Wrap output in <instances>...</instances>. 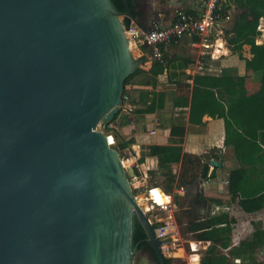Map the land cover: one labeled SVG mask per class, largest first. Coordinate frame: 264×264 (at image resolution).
<instances>
[{
  "label": "water",
  "instance_id": "1",
  "mask_svg": "<svg viewBox=\"0 0 264 264\" xmlns=\"http://www.w3.org/2000/svg\"><path fill=\"white\" fill-rule=\"evenodd\" d=\"M124 17L128 0H0V264H134V218L166 264L134 170L96 130L143 64Z\"/></svg>",
  "mask_w": 264,
  "mask_h": 264
},
{
  "label": "trees",
  "instance_id": "2",
  "mask_svg": "<svg viewBox=\"0 0 264 264\" xmlns=\"http://www.w3.org/2000/svg\"><path fill=\"white\" fill-rule=\"evenodd\" d=\"M128 4L134 17L131 0H128ZM222 10L234 11V15L230 17L231 21L229 20L228 25L223 28L225 30L223 37L230 53L244 61V67L251 71L253 81L261 85L254 96H248L243 87L236 85L241 76L235 69L225 68L221 69L219 74L204 72L190 76L185 71L194 63L193 57L178 55L177 53H180L178 51L174 53V57L169 58L168 52L165 51L163 63L151 60L148 70L138 68L125 80L123 97L126 96L127 86L131 84L136 87L135 90L140 91L141 101L144 102V108L135 109L132 114H154L162 110L165 93L156 91V87L158 77L165 73L168 83L176 86L174 103L178 106L189 105L190 125L202 126L204 116L222 119L224 145L232 148L233 156L239 163V168L230 171L227 178L230 201L236 202L244 213L253 214L264 209V42L261 45L256 44V39L261 34L258 30L261 19L264 24V0H224ZM123 24L128 28L131 19L124 17ZM190 41H197V37ZM177 45H171L169 49L176 48ZM244 46L249 47L250 59L243 57ZM141 50L151 56V52L145 50L143 45ZM142 60H145V57ZM190 80L191 86L184 83ZM123 97L122 102H125ZM121 113L122 109L111 121L102 124L103 131L109 133L114 141L118 136L116 129L124 124L116 126V120ZM134 133L135 131H132V135ZM184 134L185 128L182 124L173 125L170 128L169 143L182 144ZM134 142L133 137L122 140L117 148L120 155L124 150H129ZM145 149L146 153L141 152L138 164H142L145 157H153L157 159L158 167L166 171L170 170V163L176 161L173 154L176 155L179 151L178 148L155 145ZM212 151L201 156L184 153L175 184L176 190L182 189L188 194L195 192L190 206L195 212L203 209L209 215L216 207L223 205L219 201L203 197L196 191V187L202 182L200 173L204 161L213 158ZM133 170L137 175V170L135 168ZM214 170L206 180L216 177ZM172 179L173 176L169 175L171 184ZM234 224L235 220L229 217L227 212H221L190 225L188 230L195 241L211 243L200 264H234L230 258L239 255L246 258L243 264H259L254 261V255L264 250V224L255 223L249 239L231 246L230 234ZM153 226L157 228L156 225ZM132 246L137 251L149 250L144 230L136 218L133 219ZM217 246L222 251H218ZM225 250L226 253L223 252Z\"/></svg>",
  "mask_w": 264,
  "mask_h": 264
},
{
  "label": "crops",
  "instance_id": "3",
  "mask_svg": "<svg viewBox=\"0 0 264 264\" xmlns=\"http://www.w3.org/2000/svg\"><path fill=\"white\" fill-rule=\"evenodd\" d=\"M200 1L201 0H131L133 6V12H134V19L133 20L131 19V21L135 26H137L143 31L148 30L151 27L152 23L154 22H158L160 23L161 26L166 27L173 21V15L176 9L183 10L184 12L191 13L195 16L200 15V9H199ZM227 25L228 22L225 24L223 23L222 28H225ZM191 39L192 38L190 37H185L183 38V41L178 42L179 45H177L178 43L172 44V45H177L175 46L176 48H173V51L177 50V52L178 51L182 52V53L181 52L177 53L178 55L193 56L191 51L190 54L186 53V49L190 48L191 46L192 43V41H190ZM220 41H217L215 49L221 48L223 49L222 50L223 52L225 48L222 42ZM134 44L143 45L145 50L151 52V47H149L146 44H140V43H134ZM166 51L169 54V58L175 56L174 53L176 52H172V48H170L169 50L168 47ZM218 52H221V50L217 51L216 53ZM138 53H139L138 55L140 56L139 60L143 61V63H145L144 65H146V67H142L143 70H148L151 65V58L149 57V54L146 53V51H142L141 49L138 50ZM143 57H145V60H142ZM250 57L251 55L249 54L248 59H250ZM233 60L234 57L231 56L229 52L228 55L222 56L219 60H214L213 63L215 69L213 68L212 73L219 74L221 69L234 68V67L236 68ZM186 74L188 75L189 73L186 72ZM250 74L252 75V73ZM189 75L193 76V74L192 75L189 74ZM161 79L164 80L163 82H165L167 86L171 88H176L174 84L168 83L167 76L165 73L158 77V80L160 82ZM184 83L189 86L192 85L191 80L184 81ZM254 84L256 85L255 87L256 92L254 93L252 92L248 84L237 83L236 85L243 87L248 96H254L257 93V91L261 88L260 84L256 82H254ZM127 89L134 90L136 89V87L130 84L127 86ZM174 90L175 89L172 90L173 94H174ZM156 91H158L157 87H156ZM139 92L140 91L138 90L132 92V94L129 97V101L124 103L122 107V113L119 115V117L116 120V126L118 127L121 123H124L123 125H121V127L119 128L116 127L117 133L123 137L122 140H127L130 137L134 138L135 142L133 145H131V147L135 148V152L138 155V160L140 158L141 150L149 146L155 145V146L178 148L179 149L178 153H176V155L173 154V157L176 159V161L170 163V168H177L178 170L180 169V162L182 155L184 153L201 156L204 154H209L210 151L213 150L211 153L213 158L211 157L209 160H213L219 163L220 167H214V168L211 167L209 171V175L215 169L214 171L216 177L213 179L206 180L209 177L208 175L205 181L200 182L198 184V186L196 187L197 189L196 191L205 198L219 201L224 206L225 205L224 200L229 199L230 201V196L227 190L228 174L230 171L239 168V163L233 156L232 148L224 145V134H225L224 121L222 119H212L208 116H204L202 118V122H203L202 126L190 125L188 123L189 105H185V106L176 105L174 103L175 96L174 95L169 96L171 91L169 92V94L168 93L165 94V104L162 110H158L154 114L134 115L131 113L132 111H134L135 109L144 108V102L141 101L140 98L141 95ZM178 112H183V114L179 117L177 114ZM178 124H182L185 128L183 142L180 145H172L168 141L170 128L173 125H178ZM132 131H135L133 135H132ZM209 160L204 161V163L208 162ZM142 166L145 169L158 167L157 159L153 157H145ZM222 183H224L225 185L223 186ZM180 194L183 198L184 197L188 198L187 199V208L189 210L188 212L191 213L194 218H197L198 220L197 222L209 218L210 215H216L221 213V212L214 213L213 210V212L209 215L207 214L208 212L203 209L199 212L198 211L195 212L194 209L190 206V203L192 202L193 194H195V192H190V194H188L186 193L185 190H182V193L180 192ZM231 203H236V202H231ZM238 208L240 209L239 206ZM241 212L243 211L241 210ZM247 215H251V214H247ZM205 243H210V242H205ZM230 259L232 260V262L234 261L233 258Z\"/></svg>",
  "mask_w": 264,
  "mask_h": 264
},
{
  "label": "rangeland",
  "instance_id": "4",
  "mask_svg": "<svg viewBox=\"0 0 264 264\" xmlns=\"http://www.w3.org/2000/svg\"><path fill=\"white\" fill-rule=\"evenodd\" d=\"M230 13L231 16L234 15L233 10L230 11ZM224 31L225 30L223 29L222 34H219L212 38L214 39L219 38L218 40H221L220 42H222L225 50L222 52L223 49L220 48L218 49V51L221 50V52L218 53H216L214 49L208 51V53L205 52V54L210 55V57L209 56L207 57L208 61L212 65V71L210 73L213 72V68L215 69L213 63L214 60H219L222 56L228 55L229 52V54L234 57L233 61H234V65L236 66V68L234 67L232 69H235L237 71V74L239 73L238 75L241 76V80L238 83L248 84L252 92L253 93L256 92L255 91L256 85L254 84L252 75L250 74L251 72L243 66L244 61L239 60L238 57L236 55L231 54L228 49H227L228 51L226 50L227 47L223 37ZM259 31L261 34L256 39V44L261 45L264 42V26H262V28H260ZM215 33H213L212 35H215ZM128 42L129 44L131 43L134 45V48H130L134 59L139 60L140 56L138 55L139 54L138 50L141 49V45L138 44L135 45L131 40L130 41L128 40ZM200 50L202 49L201 48L195 49L192 46H190V48L186 49V53L190 54V51L192 52L193 54L192 57L195 63L199 58ZM172 52H177V50L173 51L172 49ZM249 54H250L249 47L244 46L243 57L248 59ZM144 64L145 63H143L140 68L146 67V65ZM193 64L186 71L191 75L194 72L192 67ZM159 80L157 84L158 91H162L165 94L166 93L169 94V92L171 91L169 96L170 95L176 96V88H171L167 86V84L163 82L164 80L162 79L161 82ZM173 89H175L174 94L172 92ZM133 91H137V90L127 89L126 96L128 97V101ZM124 103L125 102H122L121 109ZM177 114L180 117L183 114V112H178ZM102 124L103 123L100 122L96 127V130L109 136L110 135L109 133L103 131ZM117 135L118 136L116 137L115 145L113 146V148L119 153L122 162L129 161V164L124 166L125 169L135 168L137 170V175H135V177L130 178L131 188L133 190L134 196L136 197L137 203L144 210V212H146L152 225H156L157 226L156 229L160 230L161 233H164L159 240L161 243L162 252L164 256L168 259L169 264H200L201 259L203 258V256L206 255L208 247L211 244L195 241L192 234L189 233L188 228L190 227V225L197 222L198 220L197 218H194L191 213L188 212L189 211L187 208L188 198L185 197L183 198L181 196L180 192L182 193V189H178V190L175 189V184L177 182V177L180 169L178 170L177 168H170L169 171L160 169L159 167L145 169L142 166V164H138V155L135 152L134 147H131L129 150H124L120 155V151H118L117 148H118V144L121 143L123 137L118 133ZM111 139L114 141L112 137ZM141 152L146 153V149H142ZM169 175L173 176L172 184L169 182ZM201 181L203 182L204 180ZM222 185L224 186L225 184L222 183ZM192 188H194V186ZM169 189H171V191H169ZM149 190L152 191L149 193ZM166 196H168V198ZM169 199H170V203H168L169 201H167ZM224 202H225L224 206L226 207L223 206V207L215 208L214 213H220L225 211L229 214V216H231V218L235 220V224L233 225V231L230 234V242L232 246L237 245L240 241L249 239L253 232V225L255 223L264 224V210L260 211L259 213L247 215L241 212L237 204L231 203L229 199L224 200ZM166 203H168L166 207L162 206L163 204ZM217 250L222 251L220 250L219 246H217ZM223 252L226 253V251ZM149 255L151 256L153 262L157 264L151 253H148L147 251L144 250L136 252L134 258V264L137 263L140 264L145 261L148 262ZM233 259H234L233 261L234 264H243L244 259L246 261V258H244L243 255L236 256ZM254 261L259 264H264V250H261L254 255Z\"/></svg>",
  "mask_w": 264,
  "mask_h": 264
},
{
  "label": "built area",
  "instance_id": "5",
  "mask_svg": "<svg viewBox=\"0 0 264 264\" xmlns=\"http://www.w3.org/2000/svg\"><path fill=\"white\" fill-rule=\"evenodd\" d=\"M224 0H201L200 15L195 16L183 10L176 9L173 15V21L168 26H161L160 23L154 22L148 30H141L135 26L132 21L128 28L124 26V33L127 40L133 43L146 44L151 47V60L160 63L164 62V52L172 44H177L185 37H197V41L191 43L193 48H201L198 60L193 64V75L204 72L210 73L212 65L205 54L215 49L217 38H212L223 33L222 24L230 20V11L222 10V2ZM259 30V29H258ZM216 32V33H215ZM215 33V35H212ZM212 38V39H211ZM217 39V40H216ZM211 54V52H210ZM123 100L128 101V97L124 96ZM107 139L112 136L105 135ZM113 138V137H112ZM108 145L114 146L115 141ZM152 190H149V193ZM167 204L163 205L166 207ZM160 230L156 229L158 240L163 236ZM160 241V240H159ZM162 248V247H161Z\"/></svg>",
  "mask_w": 264,
  "mask_h": 264
},
{
  "label": "bare ground",
  "instance_id": "6",
  "mask_svg": "<svg viewBox=\"0 0 264 264\" xmlns=\"http://www.w3.org/2000/svg\"><path fill=\"white\" fill-rule=\"evenodd\" d=\"M129 46H130V48H134V45L133 44H129ZM107 141H108V143H110V144H112L114 141L111 139V138H109V139H107ZM127 164H129V161H126V162H123V165L125 166V165H127ZM165 195V194H164ZM167 198H168V196H166ZM167 201H169L168 203H170V199L169 200H167ZM168 203H166V204H168ZM163 205H165V204H163ZM162 205V206H163ZM137 264H139V263H137Z\"/></svg>",
  "mask_w": 264,
  "mask_h": 264
},
{
  "label": "flooded vegetation",
  "instance_id": "7",
  "mask_svg": "<svg viewBox=\"0 0 264 264\" xmlns=\"http://www.w3.org/2000/svg\"><path fill=\"white\" fill-rule=\"evenodd\" d=\"M142 250H144V251H147L148 253H150L148 250H146V249H141V250H139V251H142ZM166 260H167V263L166 264H169V261H168V259L166 258ZM140 264H155L154 262H153V260L151 259V256L149 255V258H148V262H142V263H140Z\"/></svg>",
  "mask_w": 264,
  "mask_h": 264
}]
</instances>
